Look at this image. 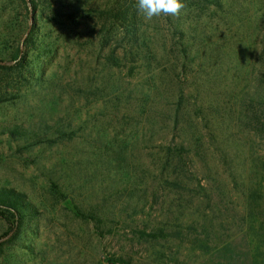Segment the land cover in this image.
I'll return each mask as SVG.
<instances>
[{"label": "rangeland", "instance_id": "1", "mask_svg": "<svg viewBox=\"0 0 264 264\" xmlns=\"http://www.w3.org/2000/svg\"><path fill=\"white\" fill-rule=\"evenodd\" d=\"M115 1L0 0V264H218L253 242L222 154L264 155L239 120L264 77V0H184L148 23L119 0L132 64ZM181 145L193 160L178 171Z\"/></svg>", "mask_w": 264, "mask_h": 264}, {"label": "trees", "instance_id": "2", "mask_svg": "<svg viewBox=\"0 0 264 264\" xmlns=\"http://www.w3.org/2000/svg\"><path fill=\"white\" fill-rule=\"evenodd\" d=\"M119 1V0H117ZM114 2L113 8L107 15V23L109 30L112 34L113 38H116L117 35H115V31H120L124 27L127 26L126 31H122V34L124 35V39L128 40V46L129 49H126V51H130L127 54L124 55L122 58L125 62H131L134 63L136 59L138 58L135 55L134 51L140 50V46L138 45V38L135 35V33L132 31L134 27V17H132L129 13V7L125 6L121 9H117L115 7ZM128 1V3H131V0H124ZM128 10V11H127ZM127 47V46H126ZM130 55L129 58H127V55ZM137 54V53H136ZM115 53L113 52L110 56V60H115ZM140 58V57H139ZM22 59L19 60V63H21ZM2 66V65H0ZM256 82V81H255ZM256 86L254 87L255 93L252 95H248L247 100L249 101L250 105L249 107H244L245 102L247 101L246 98H242L243 105L242 110L239 115L240 121H245L244 125H241V130L247 131L246 128L253 127V130L255 131L256 136H264V77L261 78V81L257 82ZM185 92H182V97L180 98V101L178 102V108L177 111H180L184 106V100H185ZM245 96V97H247ZM254 105V106H253ZM244 107V109H243ZM190 116L192 117V114L195 117V120L201 119L204 122V128L206 130H212V123L207 119V116L204 115V117L201 115L203 112L201 111V107L193 110V112H189ZM228 112L225 110L221 113V121L227 123V117ZM247 121V122H246ZM217 135L214 133H209L208 138L210 141L216 142ZM202 148V146H200ZM168 154H173V156H176L177 160V168L178 171L186 170V166L192 168V160L190 154L191 150H188L185 146L181 145L178 148H175L174 150L172 148H168ZM194 157H200V152L197 151L195 154H193ZM223 157V165L228 170H232L231 176L236 177L234 178V182L237 185V179L239 178L242 182V185L245 187H242L244 192L243 196L246 198V205H247V216H243L242 221H247L243 227L242 230L245 231V235L249 237L250 239H253V242L248 244V242H245V244L241 243H230L227 245L224 249L218 251L219 253V260L220 262L218 264H264V155L257 154L252 151L251 154L248 156L243 157V160L241 161L240 166H236L234 163L235 157H229L227 155V152L222 154ZM237 170L234 171L233 170ZM240 170V171H239ZM191 171V170H190ZM206 180L210 181L212 178L208 177ZM191 182H194L192 179ZM179 186V185H177ZM201 189L204 190V187L201 185L199 186ZM234 188H237L234 186ZM11 211L9 208H7V212ZM243 231V232H244ZM247 247V249H245Z\"/></svg>", "mask_w": 264, "mask_h": 264}, {"label": "clouds", "instance_id": "3", "mask_svg": "<svg viewBox=\"0 0 264 264\" xmlns=\"http://www.w3.org/2000/svg\"><path fill=\"white\" fill-rule=\"evenodd\" d=\"M185 9L184 0H136L137 14L145 23L160 16L179 17Z\"/></svg>", "mask_w": 264, "mask_h": 264}]
</instances>
